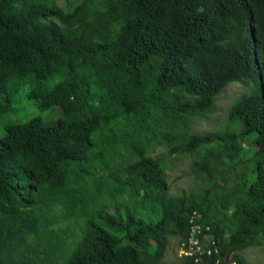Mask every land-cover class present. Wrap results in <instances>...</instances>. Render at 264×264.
Wrapping results in <instances>:
<instances>
[{
	"label": "trees",
	"instance_id": "trees-1",
	"mask_svg": "<svg viewBox=\"0 0 264 264\" xmlns=\"http://www.w3.org/2000/svg\"><path fill=\"white\" fill-rule=\"evenodd\" d=\"M236 82L228 126L189 133ZM25 100L38 114L13 119ZM0 119V264H244L264 245V0H0ZM148 133L198 192L170 194ZM192 219L207 245L167 261Z\"/></svg>",
	"mask_w": 264,
	"mask_h": 264
},
{
	"label": "rangeland",
	"instance_id": "rangeland-1",
	"mask_svg": "<svg viewBox=\"0 0 264 264\" xmlns=\"http://www.w3.org/2000/svg\"><path fill=\"white\" fill-rule=\"evenodd\" d=\"M59 3L63 4L65 0H59ZM247 90V86L241 82L232 83L227 86L217 97L211 113L190 120L187 127L188 132L191 134H204L210 131L224 130L228 126L230 108ZM15 108L17 109V113L13 119L24 120L38 114L37 108L29 100L15 104ZM7 121L0 119V136L4 133V126L7 124ZM136 140L140 148L146 147L149 155L162 154L164 156L165 162L169 166L166 182L170 187L171 195L177 196L182 191L187 193L199 191L200 186L203 184V177L201 178L200 175L198 178L196 175L190 173L191 159L185 158L182 155L178 157L177 154L170 155L163 144L159 142L160 138L153 139L150 133L141 135ZM246 157L249 158L250 155L248 154ZM135 158V153L126 148L125 151H119L116 162L123 167V164L128 160L131 161ZM206 245V239H204L202 246ZM181 251L179 240L177 238H170L165 259L170 262H177L180 259ZM241 257L244 264H264V245L244 250L241 252ZM226 264H229V262L227 261Z\"/></svg>",
	"mask_w": 264,
	"mask_h": 264
},
{
	"label": "built area",
	"instance_id": "built-area-1",
	"mask_svg": "<svg viewBox=\"0 0 264 264\" xmlns=\"http://www.w3.org/2000/svg\"><path fill=\"white\" fill-rule=\"evenodd\" d=\"M192 229H191V236L189 238V250H182L180 256L182 255H191L195 252L202 251V244L201 240L199 239V235L201 233L200 225H195L194 219L191 220Z\"/></svg>",
	"mask_w": 264,
	"mask_h": 264
}]
</instances>
